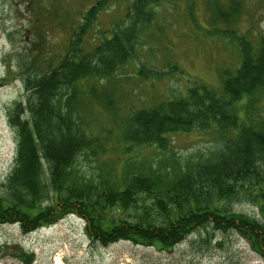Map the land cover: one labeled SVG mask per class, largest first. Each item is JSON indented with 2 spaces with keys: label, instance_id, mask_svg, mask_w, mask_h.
<instances>
[{
  "label": "trees",
  "instance_id": "16d2710c",
  "mask_svg": "<svg viewBox=\"0 0 264 264\" xmlns=\"http://www.w3.org/2000/svg\"><path fill=\"white\" fill-rule=\"evenodd\" d=\"M156 2L136 0L124 30L114 28L88 52L81 47L92 22L85 16L57 64L30 74L26 107L20 108L25 115L15 119L10 112L18 145L16 165L4 186L8 191L0 196V221L18 217L22 230L29 232L73 213L104 245L130 240L165 250L197 228H234L264 256V116L255 109L264 97V35L253 45L233 30L227 34L237 43L241 62L222 72L221 89L195 84L180 98L138 109L122 122L121 141L148 147L164 146L168 135L195 127L215 128L223 143L217 150L189 159L184 167L163 162L156 168L127 165L118 177L104 167L92 174L78 170L79 158L88 149L95 158L105 136L85 130L81 114L65 103L69 97L61 98L63 91L86 79L112 78L131 59L139 23L152 19L147 9ZM97 4L88 16L104 0ZM217 12L224 13L216 6ZM243 193L257 204L260 220L227 208ZM49 195L55 208L43 207Z\"/></svg>",
  "mask_w": 264,
  "mask_h": 264
},
{
  "label": "rangeland",
  "instance_id": "374dc122",
  "mask_svg": "<svg viewBox=\"0 0 264 264\" xmlns=\"http://www.w3.org/2000/svg\"><path fill=\"white\" fill-rule=\"evenodd\" d=\"M135 1L104 0L88 16L99 0H0V196L8 191L4 186L16 165L17 130L10 112L15 119L25 115L21 110L26 107L30 74L57 64L85 16L92 22L82 38L84 52L111 36L114 28L124 30ZM216 6L224 12L221 16L215 13ZM147 11L152 19L148 25L139 23L132 57L112 78L83 80L65 88L61 96L69 97L65 103L81 114L87 132L105 136L95 158L90 149L79 158L77 167L83 173L104 167L118 177L127 165L156 168L161 162L184 167L189 159L223 144L215 128L195 127L168 135L164 146L129 145L120 140L122 122L138 109L180 98L195 84L221 89L222 72L241 62L238 45L227 34L233 30L256 45L264 35V0H157ZM255 109L264 116V97ZM246 196L230 201L227 208L260 220L257 204ZM55 202L49 195L43 207L55 208ZM18 220L0 221V264H56L57 259L62 264H264V256L234 228H197L165 250L130 240L104 245L73 213L29 232Z\"/></svg>",
  "mask_w": 264,
  "mask_h": 264
},
{
  "label": "bare ground",
  "instance_id": "6f19581e",
  "mask_svg": "<svg viewBox=\"0 0 264 264\" xmlns=\"http://www.w3.org/2000/svg\"><path fill=\"white\" fill-rule=\"evenodd\" d=\"M56 264H62L61 260L60 259H57L56 260Z\"/></svg>",
  "mask_w": 264,
  "mask_h": 264
}]
</instances>
